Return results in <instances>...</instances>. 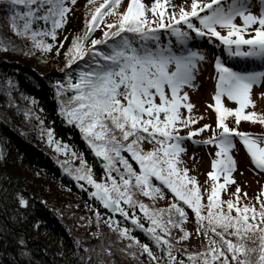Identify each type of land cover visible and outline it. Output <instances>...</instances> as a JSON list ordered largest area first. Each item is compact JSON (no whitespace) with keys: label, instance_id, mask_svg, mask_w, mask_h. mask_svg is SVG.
I'll use <instances>...</instances> for the list:
<instances>
[{"label":"snow or ice","instance_id":"obj_1","mask_svg":"<svg viewBox=\"0 0 264 264\" xmlns=\"http://www.w3.org/2000/svg\"><path fill=\"white\" fill-rule=\"evenodd\" d=\"M6 3L11 31L32 41L31 50L20 51L27 55L35 49L47 53L58 44L55 52L60 53L68 37L58 41L57 30L67 23L76 0ZM93 3L88 0V4ZM257 5L259 12L254 14L251 8ZM120 6L121 0H103L98 7L86 11L85 28L72 35L64 52L63 79L51 85L57 115L79 130L101 161V178H95L82 154L79 167L62 170L81 189L90 188L88 195L111 213L104 222L117 232L118 238L129 240V248L138 247L154 264H185L183 259L177 260L176 247L167 237L173 228L180 229L181 240L190 236L184 227L188 220L186 208L194 214L196 232L203 231L209 238V245L201 251L186 253L187 264H264V187L254 198L258 206L242 202L247 192L236 184L233 172L237 161L231 151L238 140L255 169L264 172V135L239 130L241 121L264 125V113L246 111L255 104L251 90L264 81V67L254 70L244 66L245 61L264 65V0H256V4L253 0H191L187 9L172 6L171 13L166 12V0H154L150 9L142 0H128L123 12L117 11ZM146 11H151L152 18ZM110 14L115 19L105 21ZM97 29H101L99 38L93 37ZM205 40L218 50L214 54V103L210 105L216 114V125L210 136L193 141L216 147L212 171L207 173L211 190H203L208 193L206 203L202 202L196 177L182 167L181 159L185 136L191 138L210 128L207 123L190 128L202 117L193 114L194 105L189 102L188 92L183 91L185 86H195L200 64L207 59L200 47ZM8 50H17L15 42L0 35V51ZM233 63L238 67L230 66ZM8 84L18 89L11 78ZM7 95L9 103L14 104L11 91ZM20 96L28 103L16 105V111L22 112L25 119L39 120L41 138L56 152L68 150L69 145L57 139L54 129L44 127L36 115L38 101L23 92ZM224 97L236 106H226ZM182 109L187 110V115ZM229 117L233 118V126H229ZM181 128L188 129L184 136ZM145 142L151 147L146 149ZM76 155L72 151V156ZM133 161L137 167H133ZM230 184H236L235 189L222 200L221 190L227 191ZM165 189L172 194V202L166 207L150 206L137 198V194L148 197L154 205L164 197ZM15 198L19 206L29 204L20 191L15 192ZM116 214L130 221L131 227L123 226ZM94 215L99 224L102 213L97 210ZM141 218L147 221V227ZM133 229L146 233L158 251L132 235ZM19 245V256L29 257L23 239ZM86 259L89 258L81 255V264ZM17 264L32 262L18 260Z\"/></svg>","mask_w":264,"mask_h":264},{"label":"trees","instance_id":"obj_2","mask_svg":"<svg viewBox=\"0 0 264 264\" xmlns=\"http://www.w3.org/2000/svg\"><path fill=\"white\" fill-rule=\"evenodd\" d=\"M127 2L128 0H121V6L117 11L123 12ZM142 2L150 9L154 0H142ZM190 2L191 0H174L171 3L170 0H166V12L171 13L174 10L172 6H177L176 10H178L181 4L187 9L190 7ZM102 3L103 0H94L93 4H88V0H85L74 12L72 19L74 23L72 27L68 26L66 29L69 32L68 39L64 41L59 55L55 56L53 51L55 47H59L58 44L47 53L35 49L32 55H27L24 51H20V49L31 50L32 41L17 37L11 31L8 26L6 0H0V35L9 37L17 46L16 51H0V264H17L18 260L27 259H30L32 264H81V255L89 258L84 264H154L138 247L129 248V240L118 238L117 232L104 222V218L111 213L88 195L90 188L86 186L81 189L77 182L62 170L63 167L69 169L79 167L82 154L87 164L91 165L97 180L101 178L103 171L101 161L89 149L79 130L74 125L64 123L57 115L56 100L51 87L55 80L63 79L62 70L65 69L66 62L64 52L71 42L72 35L82 33L85 28L86 11ZM146 15L152 18L151 11H146ZM71 17L67 21L71 22ZM113 19L115 17L111 14L105 17L107 22ZM61 34H64L63 30ZM100 36L101 29H97L93 37ZM45 39L51 42L50 38L45 37ZM57 40H61L60 34L57 35ZM9 78L18 84V89L10 87ZM9 91L14 97V104L8 101ZM20 92L38 101L36 115L43 120L44 127L54 129L57 139L69 145L68 150L56 152L45 139L41 138L39 120L35 117L25 119L22 112L16 111V105L23 107L28 103L21 98ZM187 130L179 129L182 136ZM193 137L202 141L198 134H194ZM188 139L189 137L185 136L184 142L194 143L189 142ZM143 146L146 149L151 147L147 142ZM72 151L77 153L75 157L72 156ZM132 163L133 167H137L134 161ZM182 167L185 165L182 164ZM40 179L51 180L59 186H64L78 199L84 200L92 210L82 213L64 201L53 196L47 197L41 187L37 186ZM211 184V179L205 187L198 182L202 191V202L206 203L208 194L203 190L207 188L210 192ZM16 191H20L28 199L29 204L26 207L18 205L15 198ZM170 196L172 194L165 189L164 197L157 199L152 205L148 197L137 194L138 199L157 208L170 204L172 202ZM228 196L222 189L221 199L226 200ZM252 204L258 206V202ZM97 210L102 213L99 224L94 215ZM186 211H188L186 222L190 221L193 224L192 232L197 236V242L189 243L192 234L186 222L184 227L190 233L187 239H179L182 235L179 228H173L172 235L167 237L176 247L177 260L183 259L185 264L188 260L186 253L201 251L209 245V238L203 231L196 232L197 225L191 209L186 208ZM137 214L142 217L138 209ZM116 218L123 226L131 227V222L124 220L119 214H116ZM141 222L147 227L146 220L141 218ZM132 235L137 236L143 243H149L154 252L158 251L141 229H133ZM228 238L235 239V237ZM21 239L25 241L24 246L29 251V257L19 256ZM247 243L251 245L252 241ZM256 244L258 246V241ZM131 252H135L136 255H130Z\"/></svg>","mask_w":264,"mask_h":264},{"label":"rangeland","instance_id":"obj_3","mask_svg":"<svg viewBox=\"0 0 264 264\" xmlns=\"http://www.w3.org/2000/svg\"><path fill=\"white\" fill-rule=\"evenodd\" d=\"M77 1V0H76ZM85 0H78V2L73 7L71 22L67 21L64 25L63 29H59L57 31L58 34L61 35V39L67 36L69 33L66 29L68 26L73 25V14L77 9L84 3ZM171 3L174 0H170ZM256 4V3H254ZM183 5V4H181ZM254 14H258L259 8L258 5L251 8ZM71 16V14H70ZM69 16V17H70ZM68 17V18H69ZM67 18V19H68ZM237 21H239V17H237ZM69 24V25H68ZM64 31V34H61V31ZM56 48V47H55ZM207 59L200 64L199 71L196 74V79L194 81V87L185 86L183 91L188 92V99L194 105L193 114L199 115L202 119L196 121L193 126H200L203 122H208L212 124L214 127L216 122V114L214 108L210 105L214 103L213 101V94L215 92V68H214V53L208 47V49H202ZM55 56H58L53 51ZM251 63V62H250ZM250 63H247L246 68L251 69ZM258 65L255 63L252 65V69L259 70ZM264 81L260 84L253 85L251 90V98L255 101L254 105H250L246 111H254L256 113H264ZM224 103L228 107H235L236 103L234 101L227 100L226 97L222 98ZM184 114L187 115V110L184 109ZM233 118L229 117L228 122L230 123L229 126L232 125ZM258 122H251V121H241L239 125V130L247 131L250 130V133H255L258 135H262L263 127ZM207 130L203 131V134H206ZM261 132V133H259ZM185 152L181 154V158L185 167L189 169L190 175H194L198 182L202 185V187L207 186L210 182L207 173L211 171V162L215 156L216 147L212 144H204L201 147H193L185 144ZM232 155L237 161V169L233 172V176L235 177L236 184H239L242 192H247V198H243L242 202H250V203H257L254 199L260 189L264 187V172L255 169L254 165H252L250 157L243 147L241 143L237 140L236 147L232 150ZM207 181V183H205ZM236 184H230L227 186L226 193L229 195L231 192L234 191ZM37 186L41 187L43 194L47 197L53 196L60 201H64L67 205L73 206L75 210L80 212H87L92 210L91 206H88L84 200L78 199L73 193H70L64 186H59L57 183L47 179H40L38 181ZM191 222H186V226L191 231L192 236L190 237V244H195L197 242V236L194 235L195 233L192 232Z\"/></svg>","mask_w":264,"mask_h":264}]
</instances>
